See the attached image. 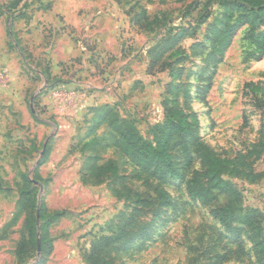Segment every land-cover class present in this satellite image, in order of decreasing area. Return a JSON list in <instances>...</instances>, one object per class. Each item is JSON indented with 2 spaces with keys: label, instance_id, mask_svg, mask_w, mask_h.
Wrapping results in <instances>:
<instances>
[{
  "label": "rangeland",
  "instance_id": "1",
  "mask_svg": "<svg viewBox=\"0 0 264 264\" xmlns=\"http://www.w3.org/2000/svg\"><path fill=\"white\" fill-rule=\"evenodd\" d=\"M205 3L0 0V10L4 6L8 16L13 10L29 16L36 6L56 14L60 31L85 51L79 61L51 66L52 71L47 62L29 61V66L16 58L11 63L20 78H0V264H91L94 245H100L95 257L111 264H255L249 242L244 244L247 255L237 258L231 252L243 251L247 239L240 223L226 227L213 220L208 207L188 197L180 179L161 184L175 206L150 203L157 181L147 180L121 156L114 146L116 135L97 117L100 110L112 108L118 119L152 140L154 128L165 119L164 103L176 100L186 114H195L196 145L201 142L217 156L234 157L258 139L264 98L245 84L264 85V17L254 27L236 25L220 54V39L209 26L221 9L205 8ZM207 10L211 14L199 24ZM8 16L1 22L4 27L10 25ZM175 35L176 41L164 47ZM12 41L9 37L8 44ZM45 67L47 78L38 71ZM71 74L97 88L90 98L80 99L81 108L75 91L59 83ZM90 139L97 142L94 148L80 150ZM172 152L182 154L178 147ZM199 166L196 158L190 170ZM253 168L264 172V153ZM222 177L241 194L240 210L262 217L264 232V177L255 182L230 172ZM26 190L29 195H23ZM137 192L149 199L147 205L135 203ZM215 192L217 204L223 203L225 195ZM28 196L51 217L39 220L36 210V223L43 225L38 233L49 245L44 253L31 248L20 260L16 251L28 239L25 219L35 216Z\"/></svg>",
  "mask_w": 264,
  "mask_h": 264
},
{
  "label": "trees",
  "instance_id": "2",
  "mask_svg": "<svg viewBox=\"0 0 264 264\" xmlns=\"http://www.w3.org/2000/svg\"><path fill=\"white\" fill-rule=\"evenodd\" d=\"M195 4H198L195 2ZM218 5L221 9L219 15H216L214 24L209 28L211 33L220 39L217 52L221 54L226 46V40L232 33L233 29L238 24H249L256 26L262 23L264 17V0H206L205 8L208 6ZM23 10V6H21ZM12 16H20L13 10ZM211 14L207 10L200 16L198 23H202ZM234 19L233 24L231 19ZM197 24V25H199ZM145 27V26H143ZM178 35L169 38L165 41L164 47L174 43ZM251 86V92L256 95L261 91V96L264 98V85L257 86L252 82L245 84V87ZM180 87H176L178 90ZM177 101H166L164 103L165 116L162 124H158L154 128L153 139L143 138L136 129L130 124L117 118L112 108L105 107L100 110L97 116L100 122H106L109 128L116 135L114 146L122 157L129 160L132 164L139 168L140 172L147 176V180L157 181L156 189L153 191L154 197L150 203H155L160 207H173L177 201L161 184L167 183L170 178L180 179L179 183L184 182L186 193L192 201L200 203L202 206L209 208V214L213 220H216L226 227L230 223H240V228L247 234V239L243 243V251L238 247L232 250L237 258L242 255H247L244 249V244L249 242L252 244L249 252L254 256L255 264H264V232L262 227V217L252 210L241 211L239 208L241 194L230 183L225 181L222 175L226 172L245 177L249 182H255L264 177V172H255L254 164L264 153V123L261 126L258 139L251 143L243 152H239L234 157H220L208 150L201 142L196 145L197 139V120L195 114L188 115L183 109L177 106ZM264 107V106H263ZM97 111V110H95ZM96 140L90 139L88 142L80 146V150L93 149L96 145ZM178 147L181 155H174L172 150ZM195 147V150L193 149ZM198 154L194 157V154ZM181 158V161H176ZM199 159V168H191L194 160ZM190 170V171H189ZM188 175V177H187ZM187 177V178H186ZM32 182V178H28ZM37 181V180H36ZM225 195L223 203L217 204L218 196L215 192ZM30 191H25L23 195H29ZM137 199L135 203L147 205L149 199L143 197L139 192L135 193ZM31 199V201H30ZM29 211L34 212L35 216H27L25 219V228L27 230L28 239L22 240L16 254L19 259L23 258V254L37 247L38 231L43 228V225L36 223L35 217L39 220L51 221L49 214L42 210V205H37L34 198L28 196ZM25 205V204H24ZM156 211L154 215H157ZM52 218L55 216L52 215ZM147 227H143L141 232H144ZM240 228L235 227V231ZM42 231V230H41ZM40 250L45 252L49 245L47 238L43 236V232L39 233ZM244 240V239H243ZM100 245H94L89 254L91 264H111V262L103 260L100 257H95L98 253ZM240 251V252H239Z\"/></svg>",
  "mask_w": 264,
  "mask_h": 264
},
{
  "label": "crops",
  "instance_id": "3",
  "mask_svg": "<svg viewBox=\"0 0 264 264\" xmlns=\"http://www.w3.org/2000/svg\"><path fill=\"white\" fill-rule=\"evenodd\" d=\"M3 1L6 0H1V3ZM35 4L37 3L35 2ZM36 8L40 12L38 13L36 10H33L29 16L27 14L12 16L13 13H11L9 15V27L2 26L1 22L10 12L4 6L0 10V78L3 75L8 77L12 74L20 78L21 75L18 68H13V64L11 63V60H16V58L24 60L27 65H29V61H36V64L47 62L49 63L50 71H52L53 66L64 65L69 61L71 62L72 59L77 62L83 56L84 49L82 45L75 43L71 37L65 34L64 30L60 31L59 24L62 23L59 20H55L56 14L53 15L49 11L39 9V6H36ZM64 10L62 9L61 13ZM41 15H43V18H41ZM40 19H43L42 22H40ZM9 37L13 38L10 44H8ZM12 69H15V72ZM38 71L40 74L45 75L46 78L49 76V71L46 67L45 70L39 69ZM73 74H71L70 80H62L59 83L63 84V88L69 90L71 93L75 91L76 99H78L77 105H80V99H83L86 95L89 97L97 88L90 82L82 80L80 74L79 79H73ZM86 86H91L95 89L91 90L86 88ZM88 97L86 98L87 100ZM81 125L83 126V123ZM79 133L80 131L76 128L75 135L77 136Z\"/></svg>",
  "mask_w": 264,
  "mask_h": 264
},
{
  "label": "water",
  "instance_id": "4",
  "mask_svg": "<svg viewBox=\"0 0 264 264\" xmlns=\"http://www.w3.org/2000/svg\"><path fill=\"white\" fill-rule=\"evenodd\" d=\"M33 183L36 184L37 181L36 180H33ZM37 252L38 253L40 252V238H39V233H38V240H37Z\"/></svg>",
  "mask_w": 264,
  "mask_h": 264
}]
</instances>
